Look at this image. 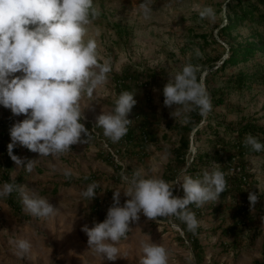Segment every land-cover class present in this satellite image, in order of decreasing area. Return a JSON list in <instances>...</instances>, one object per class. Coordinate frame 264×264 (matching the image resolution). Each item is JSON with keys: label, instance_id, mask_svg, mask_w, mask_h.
<instances>
[{"label": "clouds", "instance_id": "clouds-1", "mask_svg": "<svg viewBox=\"0 0 264 264\" xmlns=\"http://www.w3.org/2000/svg\"><path fill=\"white\" fill-rule=\"evenodd\" d=\"M145 18L152 11L151 0L139 5ZM99 15L93 0H0V106L10 109L14 116L26 118L10 128L11 143L8 155L16 170L31 172L37 160H27L13 155L19 145L39 156H56L70 152V146L86 143L90 132L81 121L84 119V98L92 97L98 87L106 86L112 71L111 61L101 56L94 39H87V30ZM202 18H214L215 12L206 7L200 12ZM196 55L200 56L199 50ZM200 65L186 63L164 84L163 104L171 109L170 116L183 123L190 114L198 111L206 117L212 111L209 93L198 79ZM19 73L20 75H14ZM134 93L121 92L111 111H103L97 117V125L113 142L120 141L132 123L127 117L136 104ZM245 146L255 152H264V143L247 134ZM127 187L113 191V203L103 222L95 223L83 231L88 248L94 249L101 261H115L122 239L132 231L129 227L139 221L140 213L149 220L160 217H177L184 221L190 231H195L198 221L189 205L197 207L217 201L226 189L227 181L220 164L213 170H203L197 177L185 175L180 183L183 198L173 195V183L159 177L145 178L134 173L123 178ZM179 181L176 182V184ZM100 185L89 184L82 195L90 200ZM18 191L26 211L32 216L50 219L57 215L46 197L39 196L27 185L15 180L0 187V196ZM121 191L128 199L121 206ZM259 200L255 192H249L248 201L253 206ZM139 230V229H137ZM140 231V230H139ZM143 256L140 264H168L167 250L151 242L144 234ZM18 255L31 249L27 239L14 241Z\"/></svg>", "mask_w": 264, "mask_h": 264}, {"label": "rangeland", "instance_id": "rangeland-1", "mask_svg": "<svg viewBox=\"0 0 264 264\" xmlns=\"http://www.w3.org/2000/svg\"><path fill=\"white\" fill-rule=\"evenodd\" d=\"M143 2L144 0H93L94 7L104 16L95 18L93 23L87 26L85 40H96L101 56L111 61L112 71L108 84L94 90L96 99L103 107L115 106L117 96L113 75L120 74L125 67L139 73L151 71L156 74L154 78H143L148 80V85L144 88L132 85V93L135 94L134 98L140 113H145L151 119L150 122L153 123L151 130L161 136L167 132V123L174 125L181 121L170 116L171 109L167 108L166 112L163 110L161 94L164 84L188 62L203 67L201 63H205L206 59H210V66L215 61L216 65L210 71L208 67L203 69V80L207 73L220 67L221 60L227 57L229 45L220 36L219 30L225 24L228 14L227 4L230 0H151L152 11L147 18L139 8ZM206 7L214 10V18L200 16V12ZM115 23L125 28V35L116 34ZM253 31L254 27L245 25L237 32H232L228 39L241 42L245 38L250 39ZM196 50H199L200 56L196 55ZM263 67L264 53L261 52L251 62L230 67L224 73L213 75L210 88L213 92L224 90V105L212 106V111L206 116L204 124L202 123L203 130L198 139L194 137L193 140V136L190 137L191 147L186 155L188 165L191 164L193 157L196 159L198 155L206 154L210 162L206 169L211 171L214 163L217 162L214 158L216 151L224 155V149L229 146L230 150L227 151L233 152L231 144L234 143L233 138L240 127L250 122L264 129V83L257 79ZM238 71H244L253 78L247 81L246 88L240 92L232 88L225 91V87H230L229 78ZM4 113L9 117L12 114L10 109L0 106V118ZM130 114L129 116L133 117V114ZM210 129H216L218 135L211 134ZM167 134L164 146L160 145L158 148L163 147L166 151L165 158H161L160 155L155 157L154 152L158 151L156 147L149 151V156L160 163V166L150 170L151 174L146 172L148 178L160 177L164 167L162 162L170 159V149L175 147L177 139L174 133ZM259 138L264 142L263 135L260 134ZM219 140L223 145L219 144ZM263 160L264 156L259 153L246 154L241 160L242 165L253 170V183L259 189H264ZM150 168L147 166L146 169ZM185 170L186 165L176 175L179 184L183 182L185 175H189L183 173ZM119 183H123L122 188L127 187L126 181L122 178L119 179ZM236 184H238L236 180L231 182L227 196L220 194L217 211H211L213 209H209L208 206L201 208L203 216L198 221L201 230L198 239L203 252L201 264H216L214 257L233 252L230 248L231 242H227L228 237L225 234H220V228L241 221L244 222V226L240 224L241 231L247 230L246 235H249L247 225L250 222V214L246 212L247 208L240 205L244 203L242 198L244 195L240 193L242 190ZM179 194L180 197L184 196L181 184ZM125 200H122L123 204ZM218 200L214 202L218 203ZM139 215V221L129 225L132 231L128 234V238L118 243L120 254L117 259L102 262L94 249L88 248V237L85 233L84 236L87 238L84 239L81 255H73V250L62 253L59 244H54L45 237L40 224L33 225L28 218L21 215L17 218V222H11L10 217L1 213L0 207V264H140L145 243L144 234L150 236L152 243L160 244L167 250L168 264H197L191 247L185 244L174 228L167 223L159 224L149 220L142 213ZM35 218L39 220L38 217ZM218 226L221 227L216 228ZM19 238H29L27 240L31 243L30 251L22 256L18 255L14 243ZM206 253L210 255L209 258H206Z\"/></svg>", "mask_w": 264, "mask_h": 264}, {"label": "crops", "instance_id": "crops-1", "mask_svg": "<svg viewBox=\"0 0 264 264\" xmlns=\"http://www.w3.org/2000/svg\"><path fill=\"white\" fill-rule=\"evenodd\" d=\"M83 105L85 107L83 110L84 119L81 123L84 124L87 130L90 128L91 123L95 124L100 137L112 147H118L123 141H126L124 140L125 136L118 142H113L104 136L103 129L97 125V117L102 114L100 110L103 106L96 99L94 92L92 97L86 96L84 98ZM107 106L109 107H103V111H111L114 108H111L110 105ZM25 118L24 115L13 116L11 114L10 117L7 113L2 115L0 118V147L11 143L10 128L14 123L23 121ZM135 131L138 135L140 134V138L142 133ZM164 134L161 136L156 134L157 140L155 142H149L148 140V142H145L144 148L141 149L136 145L135 141L127 139L130 141L129 148L127 152L121 155V159L125 166V174L128 177H132L134 173L138 172L140 176L148 178L146 172L151 174L150 170L160 166V163H157L149 156V151L156 147L158 151L154 152L155 157L160 155L161 158H165L167 156L163 147L158 149L160 145L164 146V142L167 140L162 138ZM81 139H86V143L70 146V152L47 157H40L38 153H33L17 145L13 149V155L25 158V162L27 160H37L31 172L23 169L16 170L14 162L0 150V187L15 180V183L27 185L39 196L46 197L49 203L58 209L55 217L50 219L39 218L37 220L35 216L26 211L20 193L13 191L10 195L0 196L1 213L10 217L11 222H17V218L21 215L24 218H28L33 225L40 224L45 237L52 240L54 244H59V250L63 251L62 253L73 250V255H81L84 239L87 238L81 229L85 225L91 229L95 223L103 222L106 218L107 210L113 203V191L124 189L121 187L123 183H119L118 168L115 167L114 162L103 149L102 142L91 136L88 138L82 136ZM172 150L170 149L171 152ZM171 152L170 159H167L164 163L162 162L164 167L159 178L163 177L166 166L172 160ZM147 166L151 168L146 169ZM143 169H146V171ZM93 182L98 183L100 187L95 190L96 195L94 198L87 200L82 195V192ZM240 193L244 195L243 191ZM123 199L128 198L121 191V206ZM219 204L220 200H218V203L209 202L203 206H208L209 209L212 208L213 210L211 211L214 212L219 209H217ZM202 207L192 204V207L189 208L195 213L197 221L203 216ZM246 212L250 214V222L247 225L249 235H246L247 230L246 232L241 231V227L244 226V222L241 221L240 223L232 222L228 227L220 228V234H225L228 237L226 239L227 242H231L230 248L233 252L214 257L216 264H264V199L255 205L253 209L251 208ZM166 219L167 217H163L153 221H159L164 224ZM176 222L180 224H178L180 227L182 226V220L177 218ZM219 227L221 226L216 228ZM197 228L194 233H197L196 237L198 239L199 233H201L199 223ZM216 231L214 230V232ZM191 232L189 230V233ZM209 257L210 255L208 256L206 253V258Z\"/></svg>", "mask_w": 264, "mask_h": 264}, {"label": "trees", "instance_id": "trees-1", "mask_svg": "<svg viewBox=\"0 0 264 264\" xmlns=\"http://www.w3.org/2000/svg\"><path fill=\"white\" fill-rule=\"evenodd\" d=\"M228 14L225 18V24L219 30L220 36L223 37L225 42L229 45L227 57L221 60V66L218 67L215 71L207 73L202 80V72L205 67H208L209 71L216 65L215 61L210 66V59H206L205 63H201L203 67H201V71L198 73V79L202 80L207 92L210 95L212 106L220 107L224 105V90L219 89L216 92H213L210 88V80L213 75H217L218 73H224L228 68L233 66H239L240 64H246L251 62L253 58L256 57L257 54L263 52L264 53V0H230L227 4ZM104 14L99 11V15L96 17H103ZM250 25L254 27V31L250 35L249 38H245L241 40V42H233L230 38L232 32H237L242 26ZM116 28V34L125 35V28L121 26L119 23L114 24ZM205 38V37H203ZM114 82L116 85V96L123 92L129 91L132 92V85L141 86V88L146 87L148 85V80H144L143 78L147 77H156V74L151 71L145 72H137L131 71L129 67H125L122 69L121 73L118 75H113ZM253 76H249L248 73L244 71H238L236 74H233L229 78L230 87H225V91L229 88L234 89L235 91H242L247 86V81L252 79ZM257 79L264 83V67L258 73ZM135 99V98H134ZM136 100V99H135ZM164 97L161 94V101L164 112H166L167 108L163 104ZM166 110V111H165ZM131 113L133 117L136 119L134 125L128 126V131L125 135V139H129L130 141H135L136 145L139 148H144L145 142L142 140V137L139 138L135 130L139 128L142 134H145L147 137V142H155L157 140L156 133L151 130L152 122L151 119L144 113H140L138 109V105L132 108ZM131 115V114H129ZM206 117H202L198 111H193L190 114V120L187 123H183L182 121H178L176 124L167 123V132L164 134L162 138L167 139L168 132L174 133L177 142L175 147L172 150V160L166 166L164 171V175L162 179L167 182H172L176 179V175L180 173L186 165L187 159L186 155L190 149V137L193 136L195 139H198L199 135L203 130V122H205ZM203 123V124H202ZM211 134L214 136L218 135V131L216 129H210ZM247 134H252L257 137L261 143H264L260 140L259 135H263L264 137V129L257 126L254 123H246L244 126L240 127L236 131V136L233 138L234 143L231 144L233 147V152L227 151L230 150V147H224L223 154L220 151H216L215 160L220 162V170H225V164L231 162L233 158L237 157L239 159L240 164L242 165L241 160H243L246 154H258L259 152L253 151L250 146H245L243 141ZM139 139V140H138ZM220 145L222 141H218ZM132 143V142H131ZM7 145L0 147V150L6 157L10 158L8 155ZM128 151V149H127ZM126 151V152H127ZM208 155H198L195 159L193 157L191 164H189L188 168L185 170V174H189L192 177H196L202 174L203 170L207 168L209 164ZM227 186H228V179ZM230 184V183H229ZM239 188V183L236 184ZM226 186V187H227ZM174 192V188L172 189ZM228 191H223L221 195L225 196L228 194ZM181 198V197H180ZM264 199V195H263ZM192 207V204L189 205V208ZM238 214V213H237ZM163 217H160L162 219ZM186 238L190 242L191 249L195 255L196 263L201 264L203 259L202 247L196 237L197 233H189V229L187 228L186 223L183 221L181 226Z\"/></svg>", "mask_w": 264, "mask_h": 264}, {"label": "built area", "instance_id": "built-area-1", "mask_svg": "<svg viewBox=\"0 0 264 264\" xmlns=\"http://www.w3.org/2000/svg\"><path fill=\"white\" fill-rule=\"evenodd\" d=\"M127 118L129 120H132V123L130 125L135 124L136 119L134 117L128 116ZM88 131L90 132V136L92 138L99 139L102 142L103 149L108 153V155L114 162L115 167L118 168L120 178L123 179L126 176V174L124 171L125 166L123 165L121 155L124 154L129 148L130 141L128 140L123 141L121 145H119L120 147L119 146L112 147L108 142H106L105 140H103L102 137H100V133L96 129L95 124L91 123ZM137 131L138 133L140 132L139 128H137ZM141 137L144 142H147V137L145 136V134H142ZM259 154H262L264 156V152H259ZM215 163L220 164V162H215ZM188 166L189 165L186 162V169L188 168ZM263 168H264V160H263ZM223 172L225 174L226 179H228V182L230 184L233 180H236L239 183L240 188L244 194V196L242 197L244 200V203L240 204L242 207L247 208V210H250L249 208L252 207L250 206L249 201H248L249 192H255L259 198V200L257 201L255 205L263 201L264 189H259L255 187V184L253 183L254 177L252 176L254 174L253 170L249 169L246 165H241L237 157L233 158L231 162H228L225 164V170ZM177 181L178 180L175 179L173 183L174 184L173 185V188H174L173 195L180 198V194H179L180 184L179 183L175 184ZM229 183L224 191H228L230 189ZM176 221H177V217H167L165 223L169 224L172 228H174L181 235L185 244L190 246L189 240L185 237L183 230L180 228V226L177 224ZM156 222L161 224V222L159 221H156Z\"/></svg>", "mask_w": 264, "mask_h": 264}]
</instances>
